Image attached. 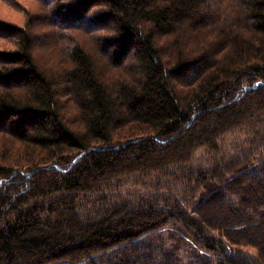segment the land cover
I'll return each instance as SVG.
<instances>
[{
    "label": "trees",
    "instance_id": "16d2710c",
    "mask_svg": "<svg viewBox=\"0 0 264 264\" xmlns=\"http://www.w3.org/2000/svg\"><path fill=\"white\" fill-rule=\"evenodd\" d=\"M41 1L23 24L0 18V264H178L172 223L214 264H255L233 254L242 245L264 264V160L260 173L252 154L184 165L264 118V0ZM42 14L92 37L64 38L48 66L35 52ZM137 173L180 181L181 197L83 212Z\"/></svg>",
    "mask_w": 264,
    "mask_h": 264
},
{
    "label": "rangeland",
    "instance_id": "374dc122",
    "mask_svg": "<svg viewBox=\"0 0 264 264\" xmlns=\"http://www.w3.org/2000/svg\"><path fill=\"white\" fill-rule=\"evenodd\" d=\"M24 7L31 9L45 10L44 2L41 0H0V18L15 21L17 24H23L26 16ZM36 12V14L38 13ZM46 12V11H45ZM47 13V12H46ZM34 24V30L37 31V46L35 52L41 55V58L51 66L57 64L59 55L64 50V38L74 37L78 42L88 43L92 37V33H87L84 30L69 29L65 31L56 26L55 21H44V14ZM35 23V22H34ZM161 46L165 45L166 37H159ZM3 39L0 38V42ZM63 56V55H61ZM55 66V65H54ZM64 103L70 106V101L64 96ZM71 119L75 117V111L67 113ZM264 140V118H254L249 122L241 125L231 132L222 136L219 141L217 150H211L209 147H201L197 150L194 157L185 163L186 166L205 167L214 166L219 162L227 163L237 157L252 154L253 160L251 169L260 173L262 168L257 163L264 160V153L257 148L258 144ZM174 168V167H173ZM160 173H151L150 175L132 174L121 178L111 188H105L100 192L95 193L91 200L84 202L82 208L85 214L96 213L101 205H109L130 201L139 197L143 193H156L161 190V193L168 195L175 193L181 197L183 185L180 181H175L173 178H161ZM109 195V199L103 197ZM177 224H170L163 229V236L166 238L167 250L171 253H176V261L178 264H214L216 259L211 252H207L200 247L191 236L185 233ZM233 254H242L251 263H255L257 258V248L251 245L234 246ZM213 261V262H212ZM258 264V263H257Z\"/></svg>",
    "mask_w": 264,
    "mask_h": 264
},
{
    "label": "bare ground",
    "instance_id": "6f19581e",
    "mask_svg": "<svg viewBox=\"0 0 264 264\" xmlns=\"http://www.w3.org/2000/svg\"><path fill=\"white\" fill-rule=\"evenodd\" d=\"M59 62V61H58ZM59 64V63H58ZM53 66H54V64H53Z\"/></svg>",
    "mask_w": 264,
    "mask_h": 264
}]
</instances>
